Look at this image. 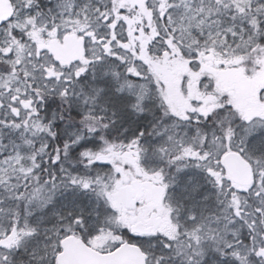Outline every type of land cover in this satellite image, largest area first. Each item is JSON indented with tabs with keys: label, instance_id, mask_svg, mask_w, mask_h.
I'll return each instance as SVG.
<instances>
[{
	"label": "snow or ice",
	"instance_id": "1",
	"mask_svg": "<svg viewBox=\"0 0 264 264\" xmlns=\"http://www.w3.org/2000/svg\"><path fill=\"white\" fill-rule=\"evenodd\" d=\"M0 264H264V0H0Z\"/></svg>",
	"mask_w": 264,
	"mask_h": 264
}]
</instances>
